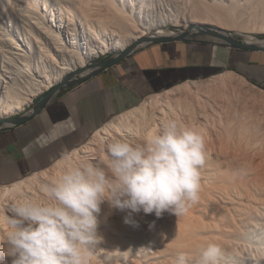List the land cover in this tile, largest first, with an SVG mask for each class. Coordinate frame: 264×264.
I'll return each instance as SVG.
<instances>
[{
  "label": "bare ground",
  "instance_id": "6f19581e",
  "mask_svg": "<svg viewBox=\"0 0 264 264\" xmlns=\"http://www.w3.org/2000/svg\"><path fill=\"white\" fill-rule=\"evenodd\" d=\"M226 1L229 3L225 0H0V117L25 110L36 95L76 72L88 73L94 68L90 60L100 54L122 50L135 41L142 46L150 38L179 34L160 29L166 24L217 22L216 8L237 3ZM245 2L263 12L259 29L264 30V0ZM207 27L230 35L218 27ZM198 29L205 30L195 26L194 33ZM210 37L218 40L213 35ZM243 41L264 45V39L253 35H245ZM170 120L198 132L204 140L206 160L201 169L200 197L193 204L197 209L200 201L209 199L211 186L239 189L246 186V181L249 184L251 178L264 186L258 173V167L261 164L264 167V91L243 76L225 71L206 79L186 80L156 93L149 102H141L111 117L92 133L89 141L48 167L3 185L0 242L9 230L7 217L12 215V207L18 200L45 199L42 185L63 168L86 160L106 166V152L102 148L107 143L119 139L142 144L144 137ZM241 167L246 170L243 175L237 171ZM256 177H260V182L255 181ZM104 205L110 207L107 202L100 207ZM196 207L179 216H186L179 224L167 220L166 214V225L174 224L171 227L175 231L178 225L182 231L190 230L197 224L192 223L199 216ZM4 259L11 264L12 257Z\"/></svg>",
  "mask_w": 264,
  "mask_h": 264
},
{
  "label": "clouds",
  "instance_id": "9594fccd",
  "mask_svg": "<svg viewBox=\"0 0 264 264\" xmlns=\"http://www.w3.org/2000/svg\"><path fill=\"white\" fill-rule=\"evenodd\" d=\"M107 164L86 160L63 168L42 185L45 199L18 200L7 217L0 264H88L103 242L98 233L101 204L128 215L142 211L185 214L199 201L206 154L203 137L168 121L142 144L114 140L103 146ZM238 173L245 174L243 167ZM22 187V186H21ZM222 264L221 248L209 243L198 256L178 251L175 264Z\"/></svg>",
  "mask_w": 264,
  "mask_h": 264
},
{
  "label": "crops",
  "instance_id": "0c3cea01",
  "mask_svg": "<svg viewBox=\"0 0 264 264\" xmlns=\"http://www.w3.org/2000/svg\"><path fill=\"white\" fill-rule=\"evenodd\" d=\"M225 71L264 90V50L201 38L136 48L78 84L56 91L25 121L0 128V185L48 167L148 95Z\"/></svg>",
  "mask_w": 264,
  "mask_h": 264
},
{
  "label": "rangeland",
  "instance_id": "374dc122",
  "mask_svg": "<svg viewBox=\"0 0 264 264\" xmlns=\"http://www.w3.org/2000/svg\"><path fill=\"white\" fill-rule=\"evenodd\" d=\"M236 1V5L216 8L218 21L215 23L188 21L177 25L173 23L166 24L160 29L170 30L179 34L187 31L188 35L191 32L192 35H189L188 38L216 40L207 33L201 31L194 33L193 31L195 26L209 31L211 30L207 26H214L229 32L232 37L238 40L245 39V35H253L255 38L264 39V30L259 29L261 20H263V12L257 7L255 8L254 4L250 2H245V0ZM225 2L229 3L226 0ZM0 8H2L1 3ZM154 31H157V29ZM216 41L223 42L220 39ZM138 43L135 41L122 50L100 54L92 58L89 64L123 52L130 46L135 45V48H139L141 45ZM80 73L82 72L80 71ZM75 77H79V74H74L73 78ZM47 90L36 95L25 110L10 116L0 117V119L20 116L25 113L29 108L34 107L38 99ZM154 95L156 93L148 95L140 100L138 104L149 102ZM91 135L85 142L91 139ZM67 154L69 152L63 156ZM261 165L258 167V173L261 174L260 177L262 178L256 177L257 180L255 181L260 178L261 182L263 181L262 183H264V174H262L264 173L262 172L264 167ZM251 179L248 182L249 184L246 181L245 189L234 187L225 189L211 186L208 192L210 193L208 197L211 200L204 199V202L203 200L200 201L199 209H197V205L191 206H197L195 212L199 216H195V218H197L196 220L199 223L195 222L196 220L193 219L192 215V223L197 224L196 226L193 224L195 228L193 226L192 228L194 230L192 228V230H188L189 232L191 231L190 233L180 230L179 225L177 228L176 224L175 227L179 232L171 227L173 225L174 228V224L170 221L174 220V223L179 224L185 219V215L181 218L170 211H166V213L164 211L161 216L157 217L154 213L145 214L140 211L129 217V210L121 211L114 207L107 209V205H104V207H101L102 209L98 216V219L103 216V220H99L98 226V233L103 237V242L99 245L100 248L97 247L94 250V254L89 258L88 264H175V256L178 251H183L194 258L209 243H215L221 248L224 256L222 264H264V186L262 187L261 183L258 185V182L254 183ZM2 187L3 185H0V189ZM189 208L187 211H189ZM106 210L110 211L107 213ZM166 214L169 217L167 220L171 219L170 223H168L172 224L171 226L166 225L168 222L165 221L166 218L164 216ZM189 264H194V260H190Z\"/></svg>",
  "mask_w": 264,
  "mask_h": 264
},
{
  "label": "water",
  "instance_id": "95a60500",
  "mask_svg": "<svg viewBox=\"0 0 264 264\" xmlns=\"http://www.w3.org/2000/svg\"><path fill=\"white\" fill-rule=\"evenodd\" d=\"M201 31L203 33H207L208 35H213L215 37H217L218 39H220L221 41H223L226 44H229L231 46H235L238 48H249V49H263L264 50V45H257V44H252V43H247L243 40H238L234 37H232L231 35H226L222 32L219 31H209V30H203V29H198V32ZM188 32H184L181 34H178L176 36H158L155 38H150L148 43L151 42H159V41H164V40H179V39H186L188 38ZM135 45L134 46H130L128 47L126 50H124L123 52H119L113 56H110L108 58H105L104 60L97 62V63H93L94 68L91 69V71H89L86 74H81L80 72H76L74 74H79V77H75L73 78V75L65 78L63 81H61L60 83L56 84L55 86L51 87L49 90H47L36 102V104L33 107V111L32 113H23L20 116H14V117H6V118H1L0 119V128L8 125V124H18L21 123L23 121H25L26 119L29 118V116H31L32 114L36 113L45 103L46 101L52 97V95L56 92L59 91L62 88H66L68 86H72V85H76L79 82H81L82 80L86 79L87 77L93 75L96 71H98L99 69L103 68V67H107L113 63H115L116 61H118L119 59L125 57L126 55L130 54L132 51H134ZM7 122V123H4Z\"/></svg>",
  "mask_w": 264,
  "mask_h": 264
},
{
  "label": "built area",
  "instance_id": "2783aa9c",
  "mask_svg": "<svg viewBox=\"0 0 264 264\" xmlns=\"http://www.w3.org/2000/svg\"><path fill=\"white\" fill-rule=\"evenodd\" d=\"M32 111H33V107L32 108H29L25 113H32Z\"/></svg>",
  "mask_w": 264,
  "mask_h": 264
}]
</instances>
